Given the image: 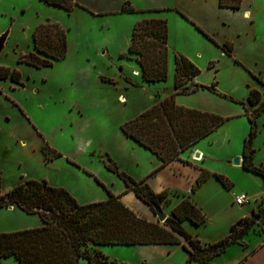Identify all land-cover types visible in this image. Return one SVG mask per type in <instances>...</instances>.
Returning a JSON list of instances; mask_svg holds the SVG:
<instances>
[{"label":"rangeland","instance_id":"rangeland-1","mask_svg":"<svg viewBox=\"0 0 264 264\" xmlns=\"http://www.w3.org/2000/svg\"><path fill=\"white\" fill-rule=\"evenodd\" d=\"M83 1L86 5L78 4L81 10L66 11L43 0H0V35L9 31L0 54V66L17 69L23 82L16 85L10 78L0 81L1 193L27 179H45L50 185L67 189L80 203L106 199L108 191L119 196L126 185L105 166L109 159L126 173L132 174L131 170L141 176L137 181H144L156 169L158 159L151 151L134 147V141L123 134L121 124L154 104L156 95L162 94L164 98L172 93L173 57L181 54L199 69L192 84L204 87L175 95V103L224 119L218 128L196 142L195 147L203 151V168L210 177L202 194L206 198L217 197L226 206L225 212L214 221L207 220L206 239L225 237L229 229L227 221L255 207V198L250 196L249 189L260 190L264 185L261 177L227 163L242 154L249 134L246 115L249 105L242 99L252 90L246 86L248 78H256L235 61L233 52L232 55L224 52L196 25L216 40H231L237 53L243 54L244 46L240 44L243 29L252 37L249 23L242 19L243 10L233 12L219 7L218 0ZM245 6L257 13L255 26L261 34L255 33L254 41L264 61V0H246ZM145 18H164L168 23V76L163 82H145L138 62L126 57L132 29L137 21ZM45 21L56 22L66 30V56L52 66L41 68L17 62L20 54L33 50V31ZM101 57L104 59L100 60ZM213 84L216 91L209 89ZM260 116L252 141L256 166L264 165V114ZM44 145L61 155L52 158V150L45 152ZM214 175L224 177L226 186ZM240 193L250 196L249 204L234 203ZM121 197L137 216L149 220L147 212L153 211L150 205L137 199L131 191ZM159 204L167 215L175 205L168 202L164 207V201ZM207 211L210 214L209 207ZM152 218V222L163 227L167 223L159 222L154 212ZM239 223L237 230L246 221ZM39 225L41 220L36 214H27L18 207H0V232ZM235 250L224 253L226 263L223 264L234 261L229 258ZM101 252L109 263L140 264L144 259H148V264L185 263L182 247L110 245L102 247ZM8 258V263L14 264ZM80 264L87 263L81 260Z\"/></svg>","mask_w":264,"mask_h":264},{"label":"trees","instance_id":"trees-1","mask_svg":"<svg viewBox=\"0 0 264 264\" xmlns=\"http://www.w3.org/2000/svg\"><path fill=\"white\" fill-rule=\"evenodd\" d=\"M48 5L71 11L78 4L75 0H43ZM242 0H218V6L239 9ZM133 10L132 7H130ZM124 10V8H123ZM181 15L185 16L182 12ZM196 28L212 40L227 54L232 55L233 44L226 40L222 44L196 25ZM33 50L19 55L17 62L35 68L52 66L67 54L68 39L66 30L58 23L45 21L38 24L32 34ZM168 23L164 18H145L137 21L132 29L131 44L126 57L135 59L141 69V77L147 83L163 82L168 76ZM235 61L238 62L237 59ZM173 92L164 98L156 95L158 102L121 124L123 134L137 144L151 151L165 166L179 159L182 152L218 128L224 119L216 114L190 109L175 103V95L195 92L200 87L191 81L199 73L198 67L181 54L174 55ZM138 74V73H136ZM139 75V74H138ZM137 76V75H135ZM8 78L16 85H22L21 73L8 66H0V81ZM102 79L105 77H101ZM126 80L128 78L124 77ZM255 78L264 85L261 78ZM132 82V81H131ZM209 89L216 91L214 84ZM244 105V102H239ZM249 105L246 115L250 131L243 143L242 167L264 178V165L253 163V138L257 133V118L264 114V100L260 91L252 89L247 97ZM259 103L251 109L250 106ZM246 105V104H245ZM52 150V158L61 154ZM105 166L123 180L127 189L134 192L142 202L153 207L165 201L167 192L155 193L144 181L135 180L113 160ZM209 176L202 171L195 187ZM221 179L220 175H215ZM15 206L27 214H36L41 225L15 232H0V264L3 259L13 257L17 264H118L109 263L108 257L99 249L106 245H150L180 244L177 235L186 240L183 248L188 253L184 264L197 261L210 264L211 259L221 254L231 244L245 246L242 236L256 223H262L264 206L246 217L245 226L239 230L231 226L230 233L211 243H202L181 225L189 220L195 225L202 224L206 216L191 200H181L166 219V225L137 216L119 198L108 191V198L91 203H79L71 193L63 188L50 185L45 179H27L1 193L0 207ZM169 227L170 229H168ZM238 264H245L240 261Z\"/></svg>","mask_w":264,"mask_h":264},{"label":"crops","instance_id":"crops-1","mask_svg":"<svg viewBox=\"0 0 264 264\" xmlns=\"http://www.w3.org/2000/svg\"><path fill=\"white\" fill-rule=\"evenodd\" d=\"M75 2L79 5L80 4L86 5V2H84L83 0H75ZM245 2H246V0H242L241 7L239 9H236V10L230 9L233 12L234 11L239 12V11L243 10L242 19L244 21H246L244 23H249V27L251 28V29L250 28H248V29L251 30L252 37L247 33L246 29H243L244 33H243V36L241 38L240 44H242L244 46V48H243L245 50L244 53L243 54L237 53L236 49H234V46H235L234 42H232L231 40H228V39H226V40L232 42V44H233V51L232 52H233L234 58L237 59L244 67H246L247 71L249 70L248 72L249 73L251 72L250 74L259 76L261 78L262 82L264 83V61L262 60L263 58L262 59L260 58L261 56L257 52V49H256L257 46H256L255 41H254V39L256 37L255 33L261 34V32L256 30L257 26H255L256 25L255 19L257 18V13L254 9L252 10V8L250 6H248V7L245 6ZM78 9H80V8L78 6H75L73 10H78ZM246 15H248V18H245ZM240 35L241 34H239V36ZM226 40H217V41L222 44ZM102 59H104V58L101 57L100 60H102ZM173 59H174V57H173ZM139 70L141 73L140 66H139ZM174 71H175V67H174ZM137 72H138V70H137ZM121 74H123V73L121 72ZM173 80H174V75H173ZM192 82H194V80H192L191 83ZM247 82L248 83L246 86H247L248 90L249 89H257L261 93L262 100H264V85L261 84L260 82H258L256 79L253 80L251 78V76L248 78ZM173 90H172V92H173ZM248 94H246V97L242 99L243 101L247 100ZM154 99H155L154 104L159 101V100L157 101L156 98H154ZM258 105H259V103L250 106V108L254 109ZM244 113H245V111H244ZM134 143H135V144H133L134 147L139 148L141 151H143V152L145 150L149 151L148 149L144 148L143 146L137 144L136 142H134ZM195 151L200 152V154H201L200 158H194V152ZM237 155L242 156V154H237ZM157 159H158V162L155 163V166H157L156 169L153 172L149 173L145 177V179H142V180H144L145 183H147L149 185V187L151 188V190L155 193H161L164 191L167 192V197L164 201V207H165V204H168V202H170V203L174 202V204H175L174 207H175L181 200L189 199L192 202H194L201 209L202 212L205 213V216H206L205 221L198 226L193 224L189 220H184L181 222V225L191 235V237L199 239L202 243H211V242H215V241L219 240L221 238V236H217V237H214L212 239H206L207 238L206 236L209 234L208 232H206V227H207V224L209 223V222L207 223V220L210 219V220L214 221V219H216L220 213L225 212L226 206H224L223 203L221 201H219V198L212 197V196L206 198V197H204L205 194H202V192H204L206 189L205 184L210 179L209 176L203 181V183L201 185H199L198 187H195L197 179L201 175L202 171H206L203 168V164H202L203 160L205 159V156L203 155V151L201 149L195 147V144H194L191 148L182 152L179 159L173 160L165 166H160L161 161L158 157H157ZM227 163L231 164V160L228 161ZM121 164H123V163H121ZM238 167H241L244 171H247L242 167V165L238 166ZM130 172L132 173L130 175L134 179L140 180L142 178L141 176L133 173V171L130 170ZM247 172L251 173L249 171H247ZM250 175H255V176L257 175L256 177H261L262 181L264 182V178L262 176H260L258 174H254V173L250 174ZM215 178L223 186H226V182L224 181L225 180L224 177L221 176V179H219L215 176ZM218 189L219 188H216V190H218ZM128 191L133 192L130 189L127 190V187L125 186V190L124 191L122 190V192H121L122 194L121 193L120 194L123 195V194L127 193ZM219 192H220V189H219ZM249 192H250V196L255 198V207H253L250 211H247V213H245L244 215H239L236 218H233L232 220L227 221L226 226L229 228L226 231L227 235L230 233L231 226L236 225L237 223L241 222L246 217L250 216L253 212H257L261 207L264 206V185L260 190L259 189L258 190L249 189ZM71 195H73V194L71 193ZM121 195H119V196H121ZM107 198H108V196H107ZM120 199H121V201L123 200V202H125L124 197H121ZM103 200H105V199H103ZM93 202H95V201H93ZM89 203H91V201ZM81 204H84V203H81ZM208 207L210 210V214H208L209 211H207ZM8 208L15 209L16 207L10 206ZM167 213H168V215H167L168 217L171 216V212L170 213L167 212ZM147 214H148L147 215L148 219L153 221V218H152L153 211L149 210V212H147ZM262 220H263L262 221V225H263L262 227L260 226L259 223H256L242 236V240L246 243L245 246H241L238 243L231 244L230 245L231 247L228 246L225 249V251H223L221 254L214 256L211 259V264L226 263L225 262L226 260L224 258L225 256H223V255H224V253H227L228 251H232L233 248H235L236 250L231 253L233 255H232V257L229 258V260L234 259V261L232 263L230 261L229 264H238L242 260L244 261L245 264H264V216H263ZM167 228L170 229L169 227H167ZM176 235H177L178 239L181 241L180 244H150V245H135V246H146V247H151V248L161 247V246L162 247H168V248L169 247L170 248H172V247H182L183 248L182 245L186 244V240L184 239L183 236L178 235V234H176ZM106 246H110V245H106ZM102 247H104V246H100L99 249L101 250ZM184 251H185V256H184V262H185L186 259L188 258V253L186 252L185 249H184ZM11 258L13 259L14 264H17L15 259L13 257H11ZM9 259L10 258H8V257L4 258L3 259L4 264H9L8 263ZM140 264H148V259H144L143 262ZM192 264H203V263L195 261Z\"/></svg>","mask_w":264,"mask_h":264},{"label":"water","instance_id":"water-1","mask_svg":"<svg viewBox=\"0 0 264 264\" xmlns=\"http://www.w3.org/2000/svg\"><path fill=\"white\" fill-rule=\"evenodd\" d=\"M9 31L4 32L3 34L0 35V54L4 48L5 42L8 38ZM200 152L195 151L194 152V158H200ZM243 162V157L242 156H236L231 160V164L235 166H241ZM153 212L156 215L157 219L159 222H165L167 219V214L162 210L161 206L158 204H154L153 207ZM238 226H241V223L238 224Z\"/></svg>","mask_w":264,"mask_h":264},{"label":"built area","instance_id":"built-area-1","mask_svg":"<svg viewBox=\"0 0 264 264\" xmlns=\"http://www.w3.org/2000/svg\"><path fill=\"white\" fill-rule=\"evenodd\" d=\"M250 202V196L247 195L246 193H240L235 196L234 198V203L238 206H244L249 204Z\"/></svg>","mask_w":264,"mask_h":264},{"label":"bare ground","instance_id":"bare-ground-1","mask_svg":"<svg viewBox=\"0 0 264 264\" xmlns=\"http://www.w3.org/2000/svg\"><path fill=\"white\" fill-rule=\"evenodd\" d=\"M246 16H247V15H246ZM135 75H138V74L135 73ZM138 76H139V75H138Z\"/></svg>","mask_w":264,"mask_h":264}]
</instances>
